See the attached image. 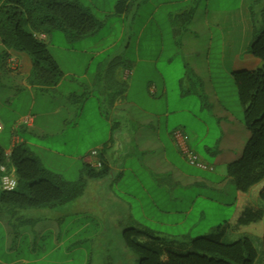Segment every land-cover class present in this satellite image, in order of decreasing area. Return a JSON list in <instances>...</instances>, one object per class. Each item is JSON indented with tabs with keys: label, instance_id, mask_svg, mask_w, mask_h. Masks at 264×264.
Instances as JSON below:
<instances>
[{
	"label": "crops",
	"instance_id": "1",
	"mask_svg": "<svg viewBox=\"0 0 264 264\" xmlns=\"http://www.w3.org/2000/svg\"><path fill=\"white\" fill-rule=\"evenodd\" d=\"M210 2L135 0L127 12L116 15L118 35L95 52V46L75 45L92 36L55 44L56 32L41 34L63 73L58 86L48 91L31 81V58L14 50L3 53L0 42V107L5 109L0 147L5 153L26 144L44 168L67 182L78 181L83 166L100 159L110 169L106 178L89 180L73 202L18 210L15 218L9 209L0 210V264H38V235H50L54 249H68L80 234L118 236L125 246L124 233L132 227L182 242L194 238L195 225L183 228L198 203L199 220L206 217L207 204L232 217L237 192L227 166L241 158L250 134L228 101H234L233 73L262 66L249 47L264 0H240L231 8ZM197 7L200 22L194 36L186 38L183 29L192 21L179 25L177 19ZM102 55L106 58L92 73L93 62ZM115 59L124 64L109 75ZM94 89L101 91L108 110L107 118L101 111L96 119L106 122L108 130L102 139L84 145L81 140L91 132L84 126L85 104ZM185 150L208 168L190 164ZM225 152L229 159L222 158Z\"/></svg>",
	"mask_w": 264,
	"mask_h": 264
},
{
	"label": "trees",
	"instance_id": "2",
	"mask_svg": "<svg viewBox=\"0 0 264 264\" xmlns=\"http://www.w3.org/2000/svg\"><path fill=\"white\" fill-rule=\"evenodd\" d=\"M134 1L119 0L115 14L127 12ZM184 14V20L189 21L191 11ZM101 25L79 0H0L3 53L14 50L27 54L33 64L31 81L43 91L58 86L63 73L40 35L62 32L69 41H76L93 36ZM249 52L262 61V66L233 73L243 122L250 134L241 158L227 166V176L237 192L234 214L215 234L182 242L164 241L143 227L127 229L123 241L137 255V264H256L258 251L252 239L245 236L226 243L224 237L228 233L258 234L264 262V209L260 208V202L264 203V8L254 26ZM123 64L121 59L111 61L107 74H113ZM120 87L125 91V84ZM71 98L77 101L79 97ZM99 161L100 168L86 164L78 181L67 182L44 168L26 144L12 149L9 162L0 147V168L5 165L8 170L13 169L17 179L13 191L2 190L0 184V210L9 209L15 218L18 210L54 208L73 202L83 195L89 180L108 176L109 167L103 159ZM2 175L0 170V183Z\"/></svg>",
	"mask_w": 264,
	"mask_h": 264
},
{
	"label": "rangeland",
	"instance_id": "3",
	"mask_svg": "<svg viewBox=\"0 0 264 264\" xmlns=\"http://www.w3.org/2000/svg\"><path fill=\"white\" fill-rule=\"evenodd\" d=\"M74 1V0H68ZM82 5L89 8L91 13L101 22V28L97 31L86 42H81L80 44H75L76 48H89L95 46L92 52H95L96 49H102L110 45L114 38L119 33V28L116 25V14L115 7L119 0H79ZM240 0H211V6H220V7H238ZM205 5H201V8ZM184 14L182 17L177 19L179 25L182 24L186 18ZM200 7L195 8L191 11V25H186V28L183 29L184 33L186 32V38H191L194 36L195 27L201 19ZM187 22V21H186ZM193 31V33H192ZM183 33V34H184ZM56 37L54 43L57 44L59 41L63 44L67 43L65 35L62 32H56ZM99 42V43H98ZM122 43L118 45V48L121 49ZM106 58L105 55H102L98 59H95L93 62L91 72L93 73L98 69L100 63L103 62V59ZM234 101H228L229 108L235 113V115L242 119L243 121V110L241 108L238 92L234 83ZM196 99V98H195ZM97 100H100L102 103H97ZM22 102V101H21ZM86 113L85 118L86 122L84 126L87 128L91 127V132L89 135L85 134L84 140H81L80 144H93V142L100 140L104 136V131L108 130L106 122L102 121L100 118L96 119L98 112L104 114V117H108L107 103H103L102 94L100 90H93V97L89 103H86ZM194 106V104H192ZM191 107L194 114L198 110L196 107ZM21 107V105H20ZM22 108V107H21ZM20 108V109H21ZM5 112V109L0 107V114ZM213 127H216L215 124H212ZM211 139V138H210ZM200 156H203L202 150L199 149ZM231 155L227 152L222 154L223 159H229ZM214 196V194H213ZM260 208L264 209V203L260 202ZM207 215L204 219L199 220L198 211L201 208V205L198 203L195 207V210L191 216L190 221L184 226L183 230L191 228L193 225V237H204L210 236L216 233V230L223 225V222H228L230 220V211L226 210H217L214 206L209 204L205 205ZM226 218V219H225ZM213 228V229H210ZM215 228V229H214ZM213 230V231H212ZM198 234V235H197ZM250 237L258 251V259L256 264H264L262 259V248L260 245V237L255 233H242L232 234L228 233L224 237V242L231 243L236 241L238 238ZM75 242L74 245H71L68 249L66 246L60 247L59 249H54V244L52 242V237L50 235L39 236L38 235V264H137V255L131 250L127 249L123 243L120 241V237L108 235L106 237H86L82 234L76 235L73 238Z\"/></svg>",
	"mask_w": 264,
	"mask_h": 264
},
{
	"label": "built area",
	"instance_id": "4",
	"mask_svg": "<svg viewBox=\"0 0 264 264\" xmlns=\"http://www.w3.org/2000/svg\"><path fill=\"white\" fill-rule=\"evenodd\" d=\"M2 131H3V125L0 122V134L2 133ZM175 135L178 136L179 133H176ZM97 153H98L97 150H94V151H92L91 154L93 156H96ZM185 155H186V158L188 159L190 164L196 165V166H198L200 168H203V169H207L208 168V166L203 164V163H201L199 161L197 155H195L191 151L185 150ZM6 159H7V162H9V159H10V155L9 154H6ZM93 166L96 167V168H100L101 167V162L99 160H97L94 163ZM0 170L3 173L2 178H1V183H0L1 184V189L4 190V191H13L16 188V186H17V179H16V177L14 175L13 169L8 170L5 165H2Z\"/></svg>",
	"mask_w": 264,
	"mask_h": 264
}]
</instances>
